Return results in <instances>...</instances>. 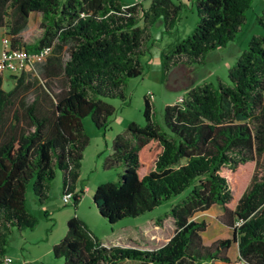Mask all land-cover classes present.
<instances>
[{"label": "trees", "instance_id": "trees-1", "mask_svg": "<svg viewBox=\"0 0 264 264\" xmlns=\"http://www.w3.org/2000/svg\"><path fill=\"white\" fill-rule=\"evenodd\" d=\"M251 0H195L196 21L191 31L160 54L161 74L188 59L201 60L207 51L234 38ZM181 3L148 0L123 4L120 0H0V30L10 35V48L37 51L54 42L67 44L66 57L44 80L49 110H37V98L19 102L23 123L11 109L21 73L11 87L2 88L0 73V228L31 229L36 220L25 205V189L42 202L47 182L61 173V189L72 192L76 205L83 190L75 188L82 151L88 143L82 118L104 130L114 108L99 96L122 97L124 80L142 73L148 27L157 20L169 31L179 19ZM32 13L39 15V35L31 42L19 34ZM80 13L82 15H80ZM263 34L251 36L247 46L227 68V83L203 82L189 87L179 103L162 107L161 123L152 119L147 96L142 100L144 124L127 123L111 139L104 167L121 164L115 182L95 186L91 200L97 213L113 224L152 210L162 201L183 194L163 216L172 219L173 233L153 249L106 246L77 215L65 221L63 236L51 246L60 264H232L226 255L236 244L238 261L264 264V8L257 17ZM45 60L36 65L42 64ZM44 64V69L47 65ZM21 72V71H20ZM254 161L247 186L231 201L223 168ZM221 207L220 222L231 237L201 242L203 220L192 215L211 205ZM160 217L153 219L159 223ZM236 221L239 223L236 224ZM140 229L130 230L139 232ZM0 231V264L4 255Z\"/></svg>", "mask_w": 264, "mask_h": 264}, {"label": "rangeland", "instance_id": "rangeland-1", "mask_svg": "<svg viewBox=\"0 0 264 264\" xmlns=\"http://www.w3.org/2000/svg\"><path fill=\"white\" fill-rule=\"evenodd\" d=\"M142 1V4L147 5L148 0ZM263 8L264 0H251L248 8L244 11V20L231 41L226 42L223 47L207 51L201 60L190 58L188 61L183 62V69L187 75L185 80L179 79L177 74L167 76L161 74L160 54L166 53L176 41L185 37L195 25L197 18L195 0L191 2L189 7L181 6L179 19L169 31H163V27L161 25L157 26L156 22L148 27L149 37L144 42L146 45L145 54L140 58L142 73L139 76L124 80V84L120 88L122 97L118 95L98 97L114 108V112L108 117L106 128L104 130L95 128L87 115L82 118V127L88 137V143L82 151L77 169L76 185H81L83 190L80 199L76 205H73L72 200L62 204L59 196L61 173L59 170H55L53 178L46 184L45 196L42 202L39 203L32 193L31 183L33 179L30 178L25 189V205L36 223L31 229L10 227L7 230H2L0 228L5 241L4 254L11 259V262L6 264H38L31 260L32 257L41 251L45 243L44 239L51 235V231L52 234H55L58 228L64 225L68 213L80 215L91 233L106 246L134 247L138 249H153L160 246L173 227L172 219L169 216H163V213H166L170 205L183 194L162 201L150 211L135 217H124L113 224L102 218L96 209V214L91 211V204L93 205L91 195L95 186L103 182L117 181L118 174L121 172L120 163L112 164L109 167L103 166L110 150L111 139L115 134L121 133L127 123L131 121L139 125L144 124L141 113L142 100L147 92L151 93L152 119L157 123H161L162 107L164 104L169 103L173 97L182 93L181 83L184 82L186 86L190 87L203 82H210L214 86L218 82L227 83V68L235 61L237 55L246 48L249 38L263 34V29L257 21V17L262 15ZM38 22L39 15L32 13L27 24L19 33L23 40L31 42L39 35ZM66 48L67 44L54 42L47 56V59L50 60L49 63L45 60L42 64L35 65L33 68L27 67L19 72L22 75L23 83L17 89L11 109L6 110L4 113L3 126H6L10 121L12 110L17 111L20 123H23L21 109L19 108L20 101L27 104L32 98H37L38 112L46 113L49 110L50 107L43 96L45 90L44 80L52 79L57 85L61 86V79L58 77L47 78L46 73L50 72L52 74L55 71L56 60L61 61L66 57ZM44 64L47 65L45 69ZM19 73L3 71L2 88L7 89L13 82L12 75L17 76ZM254 168V161H246L239 163L232 170L222 169V173L230 186L231 201L229 206L235 203L237 197L247 186ZM44 202L54 207L52 212L48 210L46 214L38 211L39 205ZM221 213V207L213 204L204 211L195 212L192 219L203 220L207 224L203 233L207 239L214 235H217L215 239L229 238L231 237V228L220 222ZM156 217L161 218L158 224L151 221ZM147 219L150 220L146 221ZM141 224L142 230L140 233L130 231L140 229ZM114 227H122L126 232L120 230L113 238L103 240L102 233L109 232ZM226 255L234 263L237 262V251L234 243H231ZM50 258L54 260L52 255H50ZM60 260L62 261V259ZM209 264H217V261Z\"/></svg>", "mask_w": 264, "mask_h": 264}, {"label": "crops", "instance_id": "crops-1", "mask_svg": "<svg viewBox=\"0 0 264 264\" xmlns=\"http://www.w3.org/2000/svg\"><path fill=\"white\" fill-rule=\"evenodd\" d=\"M138 1H140L141 2V4H142V0H129V1H121L123 4H131V3H134V2H138ZM193 0H174V2H178V3H181V4H184L185 6H191V2H192ZM142 5H144V4H142ZM156 24H157V26H162V22L160 21V20H157L156 21ZM163 27V26H162ZM0 32H1V30H0ZM1 37V36H0ZM223 47V46H222ZM217 48H220V47H217ZM0 49H1V44H0ZM216 49V48H215ZM184 67H183V65L182 64H178V65H175V66H172L166 73H165V75L164 76H167V75H172V74H177L178 75V78L179 79H181V80H185L186 79V77H187V75H186V72H185V70L183 69ZM2 82H3V75H2ZM186 83H181V85L180 86H182L183 87V91H182V93L181 94H178V95H176L175 97H173L170 101H169V103L170 102H174V100H175V98L176 97H178V96H181V95H183V93L190 87V86H186L185 85ZM11 87V84L9 85V87L7 88V89H9ZM7 89H5V90H7ZM123 131H124V129H123ZM122 131V132H123ZM121 132V133H122ZM110 153H111V150H109V153H108V156L110 155ZM77 187H81L82 188V186L81 185H79V186H77V185H75V188H77ZM46 189V188H45ZM61 193H62V189H60V193H59V196H61ZM78 205V204H77ZM75 207H77V206H75ZM53 209H54V207L52 206V205H50V204H47V202H44V203H42L41 205H39V210L38 211H41V212H45L46 214H47V212H48V210H51L50 212H52L53 211ZM91 211H92V213H95L96 214V212H95V208H94V206L91 204ZM94 214V215H95ZM73 215V214H72ZM71 216V213H68V215H66V218H65V221L69 218ZM78 217H80V215H78ZM81 218V217H80ZM82 219V218H81ZM150 219H153V218H150ZM150 219H147L146 221H148V220H150ZM83 220V219H82ZM84 221V220H83ZM152 222H153V220H151ZM85 222V221H84ZM85 224H86V222H85ZM87 225V224H86ZM156 227H159V226H156ZM173 228L174 227H172L171 228V231L168 233V235L165 237V239H164V241L162 242V244L172 235V233H173ZM120 230H122V232H126V231H124V229L122 228V227H114V228H111L110 229V231L109 232H104V233H102V235L104 236L103 238V240H106V239H111V238H113V236H116V234H117V232L118 231H120ZM206 230V229H205ZM205 230L203 231V232H201V234H200V237H201V242H202V244H204V245H209V244H211L214 240H216L215 238L217 237V235H214L213 237H210V238H206L204 235H203V233L205 232ZM64 232H65V223H64V225L61 227H59L58 228V231L55 233V234H52V231H51V235L49 236V237H46L44 240H45V243H44V245L42 246V249H41V251H39L36 255H34L33 257H32V261L34 262V263H38V264H60L61 263V258H55V257H53V259L54 260H51V258H50V255H52L51 254V246L54 244V243H56L62 236H63V234H64ZM128 232H130V231H128ZM127 232V233H128ZM207 243V244H206ZM209 243V244H208ZM235 246H236V244H235ZM3 256H7V255H3ZM230 260V259H229ZM237 260V259H236ZM231 261V260H230ZM232 262V264H245V263H243V262H241V261H238L237 260V262L236 263H234L233 261H231ZM123 264H140L138 261H136V260H125V261H123ZM206 264H209V263H206ZM217 264H224L223 262H221V261H217Z\"/></svg>", "mask_w": 264, "mask_h": 264}, {"label": "built area", "instance_id": "built-area-1", "mask_svg": "<svg viewBox=\"0 0 264 264\" xmlns=\"http://www.w3.org/2000/svg\"><path fill=\"white\" fill-rule=\"evenodd\" d=\"M80 15L82 14L80 13ZM0 44V73L3 71L18 73L27 67L33 68V66L42 62L51 51V45L43 46L34 52H28L23 48H10V35H8L3 30L1 31ZM146 96L150 99L151 93L147 92ZM181 101L182 96H178L174 100L176 103ZM71 197V191H64L61 193L60 198L62 204L68 203L71 200ZM238 223L239 222L236 221V224ZM9 262H11V259L8 256H2L1 264H6Z\"/></svg>", "mask_w": 264, "mask_h": 264}]
</instances>
